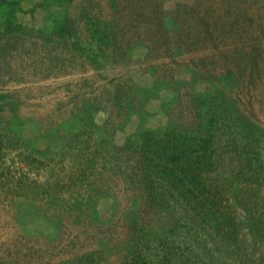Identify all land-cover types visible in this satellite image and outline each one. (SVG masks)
Returning <instances> with one entry per match:
<instances>
[{
  "label": "rangeland",
  "instance_id": "1",
  "mask_svg": "<svg viewBox=\"0 0 264 264\" xmlns=\"http://www.w3.org/2000/svg\"><path fill=\"white\" fill-rule=\"evenodd\" d=\"M13 1L16 19L28 37L24 48L11 46L16 50L0 65V227L10 235L42 243H57L64 236V255L71 257L75 245L91 243H69V230L79 229L83 219L91 221L92 228L105 229L124 217L128 203L113 190L95 193L78 221L51 214L55 204L41 201L48 182L53 183L51 191H59L54 186L59 180L55 160L70 167L77 134L91 131L93 140L104 138L122 146L148 129L191 125L194 99H208L204 115L216 97L213 111L232 116L237 131L253 126L264 147V0H242L238 5L234 0H162L169 13L167 27L175 29L177 22L182 49L157 58L147 44L136 43L125 60L116 62L98 51L97 38L84 22L78 45L74 37L61 35L67 16L79 15L85 0ZM89 1L84 2L86 11L101 17L113 11L111 0ZM183 5L195 9L174 15ZM237 6L247 8V13L237 14ZM164 63L167 75H161ZM113 81H125L132 89L127 111L120 115L115 108L111 117L107 109H93L91 118H85L84 96L108 98L107 91L117 89ZM139 205L134 200L131 208Z\"/></svg>",
  "mask_w": 264,
  "mask_h": 264
},
{
  "label": "trees",
  "instance_id": "2",
  "mask_svg": "<svg viewBox=\"0 0 264 264\" xmlns=\"http://www.w3.org/2000/svg\"><path fill=\"white\" fill-rule=\"evenodd\" d=\"M86 1H81L80 14L67 16L61 28V35L76 39L75 45L84 22L97 38L98 51L113 62L125 60L136 43L147 44L157 58L182 49L177 22L175 29L167 27L169 13L162 0H111L113 11L106 17L86 11ZM15 5L13 0H0V65L7 64L16 50L11 46L26 45L28 33L16 19ZM181 7L174 15L184 8L195 9ZM242 11L247 13V8L235 9L237 14ZM167 65L163 64L161 75L169 72ZM111 84L117 89L108 90L106 99L84 96L85 118H91L93 109H107L111 117L115 108L120 115L127 111L130 85ZM207 100L192 102L191 125L148 129L122 146L104 138L93 140L91 131L77 134L70 167L55 160L59 180L54 186L59 191H51L53 183L48 182L41 201L55 204L51 214L78 221L95 193L113 190L128 203L124 217L105 229L92 228L91 221L83 219L79 229L69 230L68 237L73 236L69 243L80 244L83 239L92 244L75 245L71 257L64 255L68 254L64 236L57 243H42L22 234L10 235L0 227V264H264L262 135L253 126L235 130L239 125H231L232 116L213 111L216 97L202 115ZM134 200H139L138 209L131 208Z\"/></svg>",
  "mask_w": 264,
  "mask_h": 264
}]
</instances>
